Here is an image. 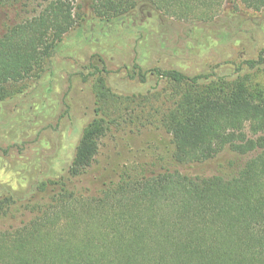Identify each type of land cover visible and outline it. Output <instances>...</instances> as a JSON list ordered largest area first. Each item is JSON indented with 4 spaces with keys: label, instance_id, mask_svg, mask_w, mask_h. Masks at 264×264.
Returning <instances> with one entry per match:
<instances>
[{
    "label": "trees",
    "instance_id": "16d2710c",
    "mask_svg": "<svg viewBox=\"0 0 264 264\" xmlns=\"http://www.w3.org/2000/svg\"><path fill=\"white\" fill-rule=\"evenodd\" d=\"M37 1L0 0V101L8 85L45 71L64 36L85 21L83 8L105 27L154 20L183 23L191 35L237 20L236 35L247 23L242 9L264 10V0H42L36 14L8 23ZM240 66L259 70L264 50L237 72ZM151 73L185 87L161 120L172 146L168 159L124 165L97 195L67 189L90 168L108 130L110 121L95 118L82 131L66 179L0 197V264H264V152L226 178L172 167L204 163L225 148L264 151V88L240 75ZM144 75L137 70L141 83ZM96 93L99 112L107 97L103 89Z\"/></svg>",
    "mask_w": 264,
    "mask_h": 264
},
{
    "label": "rangeland",
    "instance_id": "374dc122",
    "mask_svg": "<svg viewBox=\"0 0 264 264\" xmlns=\"http://www.w3.org/2000/svg\"><path fill=\"white\" fill-rule=\"evenodd\" d=\"M43 3L25 6L8 23L31 17ZM82 10L85 21L64 36L45 71L6 87L0 101V197L7 192L21 197L40 182L66 179L82 131L95 118L110 121L108 130L90 168L71 178L67 189L97 195L124 165L151 157L166 161L172 146L161 120L185 87L153 75L155 68L188 76L213 72L227 80L240 75L250 87L264 88V66L236 71L264 50V10L242 9L247 23L236 35L231 34L239 27L237 20L199 26L191 35L183 23L167 27L154 20L105 27ZM138 69L145 74L143 83ZM98 88L107 102L96 112ZM260 152L238 155L225 148L204 163L172 167L187 176L226 178ZM15 224L4 222L5 227Z\"/></svg>",
    "mask_w": 264,
    "mask_h": 264
}]
</instances>
